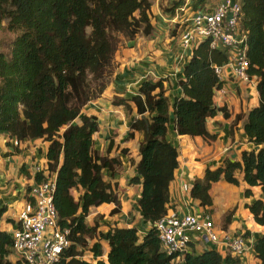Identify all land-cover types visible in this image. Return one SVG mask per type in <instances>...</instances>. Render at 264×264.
<instances>
[{"label":"trees","instance_id":"trees-1","mask_svg":"<svg viewBox=\"0 0 264 264\" xmlns=\"http://www.w3.org/2000/svg\"><path fill=\"white\" fill-rule=\"evenodd\" d=\"M185 1L174 2L171 19ZM237 1L241 5L239 33L247 38L249 74L256 77L259 94V104L250 110L244 126L255 148L245 150L239 160L227 159L216 169L207 168L189 193L208 210L213 207L212 186L220 181L238 186L241 175L246 197L253 195L252 187L261 188L263 199L247 208L264 227V0ZM193 2L197 10L206 0ZM152 6L153 0H0V31L13 36L9 52L0 53V134L8 135L17 148L34 140L49 143L47 167L37 171L36 184L56 175L59 226L69 231L71 241L58 264H106L104 256L107 264H172L179 257L180 264H241V258L230 251L224 257L216 250L198 254L192 247L182 256L167 255L152 226L172 209L171 184L180 153L168 141L169 131L213 141L218 136L208 131L207 122L219 111L227 113L214 100L215 92L224 86L214 67L226 66L230 53L211 48L208 39L193 49L184 66L179 81L183 96L170 103L160 80L144 81L140 95L133 97L139 116L131 122L127 140L138 132L144 139L130 184L143 187L138 206L143 220L151 225L149 230L142 235L135 227L115 225L107 232L99 231L102 214L89 221L93 209L103 205L114 206L110 216L121 212L118 183L105 177L123 170L120 154L129 150L118 145L113 155L114 142L106 155L95 149L98 120L84 110L108 88L121 38L131 42L152 34ZM173 26L172 36L180 39L186 25ZM7 211V206H0V224L15 223L5 219ZM234 213L226 215L224 230ZM13 244V233L0 227V264H21L14 258ZM254 250L259 264H264V235Z\"/></svg>","mask_w":264,"mask_h":264},{"label":"crops","instance_id":"crops-1","mask_svg":"<svg viewBox=\"0 0 264 264\" xmlns=\"http://www.w3.org/2000/svg\"><path fill=\"white\" fill-rule=\"evenodd\" d=\"M175 1L153 0L151 18L154 30L150 36L142 35L131 42L121 38L115 59L116 69L108 88L98 100L87 105L84 110L86 115L95 116L98 120V132L93 136L95 149L106 155L109 144L114 142L113 155L116 154L118 145L129 150L127 154H120L123 170L114 176L108 174L105 177L108 181L118 183L122 210L119 214L110 216L113 205L93 209V214L89 217L90 222L98 214L105 216L99 222L105 224L99 227V231L107 232L110 227L117 225L123 228L135 227L144 235L151 226L143 220L138 206L143 187L130 184V180L136 176V167L140 160L139 148L144 134L138 132L132 140H127V136L131 131V122L139 116L133 97L140 95L144 81L163 80L166 97L170 103L177 96H183L179 81L184 77V66L191 59L193 50H185L180 39L171 34L174 27L171 23V9ZM224 87L226 94L215 92L214 100L219 108H226L228 114L219 111L215 118L207 122L208 131L218 136L216 140L181 136L175 129H171L167 135L168 141L177 147L180 153L179 168L171 184L170 204L172 210L180 215L195 211L200 217L210 215L214 221L220 233L217 242L210 240L206 235L191 236L192 247L198 254L206 250H216L225 257L229 251L224 242L225 235L242 236L245 238L247 251L240 257L241 264H259L254 246L264 235V227L254 221L247 205L263 199L260 187H252L253 195L246 197L244 192L247 186L241 175V183L238 186L226 181L215 183L211 190L213 207L208 210L201 207L198 201L187 199L183 195L186 183L192 184L207 168L216 169L227 159L239 160L245 150L255 148L249 142L244 126L250 110L259 104L256 77H253L249 84H244L228 76L225 78ZM170 114L172 116V112ZM48 150L49 143L43 140L21 143L17 148L8 135L0 134V206L8 207L5 219L10 217L15 221H3L0 224L2 229L11 233L16 229L19 209L28 199V187L36 184L37 171L47 167ZM124 200L128 204L126 211ZM233 211L235 213L228 229L224 230L225 217L228 212ZM102 259L107 264L106 256ZM172 264H180L179 259L174 260Z\"/></svg>","mask_w":264,"mask_h":264},{"label":"built area","instance_id":"built-area-1","mask_svg":"<svg viewBox=\"0 0 264 264\" xmlns=\"http://www.w3.org/2000/svg\"><path fill=\"white\" fill-rule=\"evenodd\" d=\"M241 5L237 0H221L218 4L194 9L193 0H186L176 10L171 23L186 25L180 38L185 50H193L200 42L210 40L211 48L229 50L230 59L226 66H215L220 82L232 77L239 82L249 84L253 77L249 74L246 36L239 33ZM226 94L223 86L219 91ZM39 169L38 171H40ZM47 182L32 186L27 194L29 200L20 210L16 229L13 231L14 258L21 264H58L62 253L69 249L71 241L69 231L59 226L55 206L57 178L47 177ZM189 187L186 186V190ZM163 251L167 255H179L192 250L193 234H206L217 242L219 232L210 215L202 217L193 214L180 215L172 209L160 221L154 223ZM224 242L229 251L241 257L246 251L245 238L225 235ZM87 259L95 261L91 255ZM179 259L180 263V257ZM176 260V259H175Z\"/></svg>","mask_w":264,"mask_h":264},{"label":"rangeland","instance_id":"rangeland-1","mask_svg":"<svg viewBox=\"0 0 264 264\" xmlns=\"http://www.w3.org/2000/svg\"><path fill=\"white\" fill-rule=\"evenodd\" d=\"M220 0H207L205 4H208V6H212V5H215L219 2ZM13 38V36L8 33V32H5V31H0V53L1 52H9L10 50V40ZM257 149V148H256ZM194 184V181L192 184H189V183H186V185L189 187L188 190H183V195L185 198L189 199L191 198L189 196V190L190 188L193 186ZM192 201V200H191ZM25 205V203H23V205L20 207L19 211L22 209V207ZM128 208V204H127V201L124 200V209L125 211L127 210ZM230 212L227 213V215L229 214ZM189 214H193V215H197L198 216V212H193V213H189ZM99 224V227H103L105 224L103 223H98ZM193 235H196L197 237H200V235H206V234H193ZM207 236V235H206ZM219 236H220V233H219ZM258 241V240H257ZM96 263V262H95ZM97 264V263H96Z\"/></svg>","mask_w":264,"mask_h":264}]
</instances>
